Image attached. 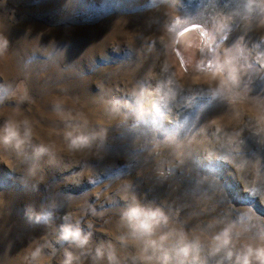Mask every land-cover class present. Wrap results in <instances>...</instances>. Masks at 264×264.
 Here are the masks:
<instances>
[{
  "label": "rangeland",
  "instance_id": "374dc122",
  "mask_svg": "<svg viewBox=\"0 0 264 264\" xmlns=\"http://www.w3.org/2000/svg\"><path fill=\"white\" fill-rule=\"evenodd\" d=\"M246 3L0 0V137L10 117L27 118L34 133L23 153L0 143V264H62L66 250L73 264H108L109 244L122 264H142L120 220L132 194L200 236L205 255L226 222L236 221V250L261 243L264 14ZM225 59L240 84L217 96L207 77ZM72 130L94 138L69 151ZM41 143L52 155L37 160ZM77 220L92 234L86 249L58 240Z\"/></svg>",
  "mask_w": 264,
  "mask_h": 264
},
{
  "label": "clouds",
  "instance_id": "9594fccd",
  "mask_svg": "<svg viewBox=\"0 0 264 264\" xmlns=\"http://www.w3.org/2000/svg\"><path fill=\"white\" fill-rule=\"evenodd\" d=\"M247 12L259 10L264 14V0H247L245 4ZM7 47V41L0 38V55ZM199 79V78H198ZM240 68L231 60L225 59L217 64L214 71L208 75V82H215L214 95L227 96L228 93L240 84ZM86 126L88 121L83 114H77ZM258 120L264 123V112L258 115ZM4 135L0 137V143L4 146H12L18 152L23 153L25 146L31 144L33 137V126L27 118L22 121L10 117L3 127ZM94 137L84 132L77 133L75 130L66 131L64 139L69 151H77L86 148ZM32 155L39 160L44 155H52V147L41 143L32 149ZM247 161H242L237 167L243 169ZM260 162L257 160L254 167L259 169ZM35 172V166L31 169ZM130 189L131 185H127ZM127 195L125 199H127ZM132 203L122 213L121 224L129 231V235L137 248V256L142 264H209V257H215L224 253L217 264H224V260L233 261L234 264H264V235L260 237L261 243L253 245L246 243L240 250H236L238 235L235 232L236 221L226 222L219 231L209 238L207 254L205 255V244L200 236H192L182 225H177L171 216L162 207H148L139 203L135 194L131 195ZM50 215V214H48ZM46 219L45 214L36 216V221ZM67 219V217H65ZM221 223L220 220L212 221L208 227H214ZM91 233H85L77 220L75 225L65 223L60 226L58 240L69 241L78 249H86L90 242ZM128 237L120 236L119 240L126 243ZM46 240V237H45ZM47 245H38L31 252L32 260L41 257L43 248ZM105 256L104 246L96 248L95 259H103ZM79 257L72 251H65V259L62 264H73ZM108 264H122L116 251L111 244L107 252Z\"/></svg>",
  "mask_w": 264,
  "mask_h": 264
}]
</instances>
